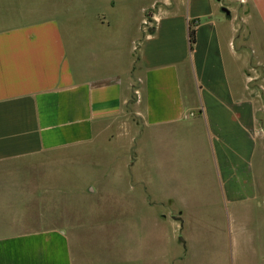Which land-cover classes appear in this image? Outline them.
Instances as JSON below:
<instances>
[{"label":"crops","instance_id":"crops-1","mask_svg":"<svg viewBox=\"0 0 264 264\" xmlns=\"http://www.w3.org/2000/svg\"><path fill=\"white\" fill-rule=\"evenodd\" d=\"M116 3L0 0V264H87L45 200L81 149L129 142L169 206L115 264H264V0H151L112 33Z\"/></svg>","mask_w":264,"mask_h":264},{"label":"rangeland","instance_id":"rangeland-1","mask_svg":"<svg viewBox=\"0 0 264 264\" xmlns=\"http://www.w3.org/2000/svg\"><path fill=\"white\" fill-rule=\"evenodd\" d=\"M117 1L116 7L105 13L108 17L106 20L113 24L109 28L112 33L127 30V27L122 26L128 23L130 26L136 24L143 9L151 4V0ZM224 2L228 3V0ZM157 9L158 5H155L145 12L143 25L148 24V16ZM128 13L131 17L127 16ZM123 15L125 21L121 22ZM112 33L110 37L114 36ZM255 77H248V85L262 95L264 90L257 89L264 88V69ZM134 125L138 126V120L127 113L126 117L119 120L117 128L125 131L129 128V134L132 135ZM125 144V151L122 145L116 147L104 143L81 149L74 160L75 164L66 172L67 178L51 183L57 185L60 192L45 200L50 210L48 214L53 217L60 213L62 222H66V225L71 223L70 231L75 241L84 244L77 247V253L87 264H101L102 261L115 264L124 248H118V240L131 238L135 228L143 229L146 225L150 229L151 224V229H154L152 224L157 221L155 218L166 215L169 206L166 198L150 197L147 183L134 181L131 167H126V163L131 162L133 148L129 149L131 142ZM47 167L50 165L45 159L32 166V169ZM166 229V224H160L157 232L163 233ZM124 253H128L126 248Z\"/></svg>","mask_w":264,"mask_h":264},{"label":"trees","instance_id":"trees-1","mask_svg":"<svg viewBox=\"0 0 264 264\" xmlns=\"http://www.w3.org/2000/svg\"><path fill=\"white\" fill-rule=\"evenodd\" d=\"M188 42H189V50L191 52L193 50V46L195 43V31L194 29H191V24H190L189 32H188Z\"/></svg>","mask_w":264,"mask_h":264},{"label":"water","instance_id":"water-1","mask_svg":"<svg viewBox=\"0 0 264 264\" xmlns=\"http://www.w3.org/2000/svg\"><path fill=\"white\" fill-rule=\"evenodd\" d=\"M221 12H223L225 14L226 17L230 16V12L226 7H221Z\"/></svg>","mask_w":264,"mask_h":264},{"label":"built area","instance_id":"built-area-1","mask_svg":"<svg viewBox=\"0 0 264 264\" xmlns=\"http://www.w3.org/2000/svg\"><path fill=\"white\" fill-rule=\"evenodd\" d=\"M144 23H146V22H144ZM249 81H252V79H249ZM258 90H264V88L260 87V89H258Z\"/></svg>","mask_w":264,"mask_h":264}]
</instances>
